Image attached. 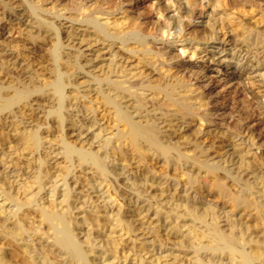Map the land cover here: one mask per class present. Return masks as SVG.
<instances>
[{"label":"bare ground","instance_id":"1","mask_svg":"<svg viewBox=\"0 0 264 264\" xmlns=\"http://www.w3.org/2000/svg\"><path fill=\"white\" fill-rule=\"evenodd\" d=\"M57 1L59 0H8V4L16 5L20 12L19 17H22L19 20L18 29H15V31L17 30L18 33L22 34L20 29L24 26L23 37L29 39L30 42L28 41V43H33L38 39L42 45L47 47L45 59L53 65L60 66V68L57 67L55 78L49 84L51 86V89L49 88L50 93L43 89L37 90L36 87L31 90L30 87L20 86L14 87L12 95L8 96L3 93V87L0 84V113L10 110L16 104L23 103L31 97L33 92L39 91L41 98L48 96L54 101L52 111L56 115V120L62 122L67 118L64 111L69 104L68 97L87 98L88 104L86 100H83L80 104L81 112L85 117L92 114L91 121L89 119L87 122L91 126H97L95 137L99 139L97 141L98 145L96 150H90L82 146L76 147L72 142H64L63 154L67 162V173L70 172L71 165L77 163L80 166L86 165L91 169V172L93 171L99 176L100 181H105L110 171L114 170L117 162L134 161L135 164L132 166L136 165L138 170H140V167L145 166L146 163L154 162V164H158L161 162L163 163V168L160 171L164 174L168 167H171V170L176 172L189 166L192 169L191 172H193L191 177L193 175L198 176L204 170L207 176L211 175L219 178L217 167L209 164L207 160L209 156L208 148L213 146L217 138L211 137L210 147L202 148L203 140L201 141V136L205 135H201L200 131L190 127L191 123L197 118L208 122L211 121L206 108L209 104L208 101L202 98L201 93H196L200 88L199 86L193 87L190 84V78L192 77L193 79L198 73L190 70L189 76H186L187 73L183 75L180 72L184 71V68L186 69L188 66L183 67L182 62L176 59L174 55L156 45V39L162 36L163 28L168 27L167 24L172 18H168L166 24V19L163 22H156L148 20V17H145L147 20H141L139 16L134 17L127 10L120 13L121 5L127 0H69L70 2L68 1V3L58 4L61 6V10L66 12L56 16H65L64 19L66 21L61 23L48 16L52 9L51 7L50 9L46 8L48 2L54 8ZM174 2L178 17L172 20L173 25L171 28L177 29V36L170 43L181 42L185 48L191 49L194 53L196 51L205 52L208 55V59L206 58L207 67L212 65L221 66L222 64L227 66L236 57L237 64L242 59H245L241 67L244 65L249 66L251 70L248 76L251 73H255L252 77L258 78L260 83H264V71H261V68H264V56L261 60V57L257 56V52L251 53L246 49H239L229 55L216 57L217 54L227 51V48L225 39H220L221 37L218 36L217 24L212 18L213 15L194 11L190 7L192 5L190 0H187L186 4L180 0H174ZM247 3L251 5L252 0H240L234 3L233 6L239 8ZM164 6L162 3H157V11L162 14L166 13L167 8ZM216 6L217 4L215 8ZM218 14L220 15V13ZM254 15L256 16V14ZM195 19H200V21L194 23ZM66 24H68L66 30L64 28L61 29V26H66ZM226 25L229 26L231 31L235 32L236 41L239 44L246 46V48L250 46L256 47L258 44H262L264 47V33L261 35L256 30L257 27H253L256 24H249V29H244L233 21L226 20L225 24L223 20L221 29H225ZM28 26L33 28L27 29ZM165 32L163 31L162 33ZM12 41L3 40L0 42V54H3L8 49H6V46L14 50L22 46V48L28 50L29 46H27V43H21L17 40ZM24 42L26 41L24 40ZM211 43L219 46L217 53H211L207 50L208 45ZM65 47L73 48L75 52L67 51L68 53H63L62 49L64 50ZM235 47L231 48V50L235 49ZM243 51H245V54L239 59ZM246 72L248 71H241L238 77L242 78ZM84 73H87L89 77H86ZM74 76L75 78H73ZM251 97L253 101L238 111V117L248 118L250 115L249 111L252 108L254 110L263 108L255 95ZM98 112L102 113L100 119L96 118L97 114H99ZM101 121H104V123L101 124ZM103 129L107 131V134L101 135ZM240 130L238 126L228 132H219L220 140L231 142ZM2 136L0 137L2 138ZM40 137L36 131H29L22 134L20 139L24 140V143L32 149L41 145ZM244 143L245 141L241 140L239 143L234 144L235 148H231L232 151L228 154L232 158L230 161L238 157L239 169H250L252 174L257 170L261 172V167L257 166L254 158L246 161L243 150L239 148ZM244 147L246 148L247 146ZM107 148H109V152ZM39 170L41 173L40 167ZM153 171L155 172V169ZM145 172H147V169ZM40 173L35 176V183L38 184L37 187L41 190V181L43 179L41 180L42 176ZM221 177L240 182L239 178L231 173L224 174ZM258 177L259 174L257 175V180L254 179L253 182H250L253 184L248 181L245 183V189L235 194H231L230 189L226 188V180L222 182L214 180L213 187L216 193L222 199H226L224 204L229 202L232 208L248 213L247 215L253 226L247 225L244 229L241 225L238 227L237 223H233L229 215H226L225 220V225L228 226V229H222L219 226L220 220L214 207L200 209V211L193 203L175 204L177 209L183 207V210H177L176 219L189 222L190 226L193 227L186 236L193 248L194 258L192 264H264V232L261 231L264 225V204L257 201V197L254 195L255 192L262 193L264 191V181H261V190L253 191V188H256L259 183ZM193 182L196 181L194 180ZM135 187H137V184H133L131 189H135ZM38 195L34 192V194L26 197L25 200H22L16 194L10 192L5 194V201L11 202L12 207L8 209L9 216L0 221V240H4L0 241V264H93V260L89 258V252L93 251L92 242L86 241V244L91 246H84V243L77 239V235L74 232L69 211L71 208L69 202L70 192L65 191V193L61 194L62 198L58 203L55 202V199L54 201L47 199L46 203L39 204ZM260 197L262 195L258 198ZM24 206L35 208L36 213L45 224L46 231L40 232L42 235L47 234V239L40 238L38 241L42 250L41 253L40 251L38 252L37 247H33L25 238V234H28V225L26 226L27 229H25L20 219L11 222L9 226L5 223L10 217H15L17 215L16 211L21 210ZM13 207H15V210ZM161 210L160 207L157 215L162 212ZM168 217H170L169 214ZM117 220L120 221L121 219L117 217ZM29 230L32 231L33 235L39 232L37 227L29 228ZM178 230L175 232L176 235L179 232ZM259 232L262 233L259 234ZM196 240H203L205 243L202 244L200 242L201 244L198 243L197 246H193V244L196 245ZM5 244L11 246L12 250L9 252L4 251L1 246ZM107 244H109L108 241ZM17 247H20V249Z\"/></svg>","mask_w":264,"mask_h":264},{"label":"rangeland","instance_id":"2","mask_svg":"<svg viewBox=\"0 0 264 264\" xmlns=\"http://www.w3.org/2000/svg\"><path fill=\"white\" fill-rule=\"evenodd\" d=\"M68 1L69 0H59L54 8H52L50 2H48L46 8L50 9L51 7L52 9L48 16L54 18L57 22L60 21L64 23L66 21V19H64L65 16L56 17L57 15L66 13L61 10V6L58 4H64V2L68 3ZM180 1L185 4L187 2V0ZM190 1H192L190 7L194 11L196 10V12H204L205 14L208 13L213 15L212 18L217 24L218 36L221 37L220 39H225L227 51L221 53L222 55L217 54L216 57L229 55L239 49H246L251 53L257 52V56L259 58L261 57V60L263 59L264 47L262 44H258L256 47L250 46L246 48V46L236 41L237 36L235 32L229 29L228 25H226V28L223 30L221 29V25L223 20L225 24L226 20L233 21L244 29H249V24H256V26L253 27H257L256 30L262 35L264 33V0H252L251 5L247 3L239 8L233 6V4L240 0H234V2L233 0ZM157 3L165 5L164 7L167 8L168 12L166 11L164 14L158 12L156 8ZM216 4L217 6L215 8ZM121 6L122 9L119 10L120 13L127 10L129 14L134 17L139 16L141 20L148 17L150 21L163 22L164 19H166L165 23L167 24V19L172 18L169 20V24H167L168 27L162 30V32H166H161L162 36L156 39V45L174 55L176 59L182 62L183 67L188 66V68H184V71L180 73L183 75L187 73L186 76H189L191 73L190 70L192 72L197 71L198 73L193 79L192 77L190 78V84L193 85V87L199 86L200 88L196 93H201L202 98L208 101L209 104L206 108L208 109L209 120L211 121L208 122L197 118L191 123L190 127L200 131L201 135L206 136H201L202 139L200 138L201 141L203 140V144L201 145L202 148L206 149L210 147L211 137L217 138L213 146L208 148L209 156L207 160L209 164H213L217 167L219 178L212 177L211 175L207 176L204 170H202L198 176L193 175V177H191L193 172H191L192 169L189 166L186 169H179V171L176 172L171 170V167H168L164 174L160 171V169L162 170L163 168V163L161 162L158 163L159 165L154 164V162L146 163L145 166L140 167V170H138L136 165L132 166L135 164L134 161L117 162L116 166H114V170L110 171L106 177L107 181H100L101 179L98 178L99 176L93 173V171L91 172V169L86 165L80 166L77 163L71 165L70 172L67 173V162L63 154L64 142H72L76 147L82 146L90 150H96L98 145L97 141L99 139L95 137L97 126H91V124L87 122L89 119L91 121L92 114L85 117L81 112V102L86 100L87 103L88 100L87 98L77 99L72 96L68 97L69 104L64 111L67 118L62 122H58L55 113L52 111L54 101L48 96L41 98L40 92L37 91L33 92V95L31 94V97L26 100L27 102L24 101L23 103L16 104L10 110L0 113V136L4 135L2 138L0 137V194H2L0 195V221L9 216L8 209L12 207V203L4 199L6 193L10 192L16 194L20 199L25 200L26 197H29L35 192V194H39L37 197V199H39V204H43L46 203L47 199L51 201L55 199V202L58 203L62 198L61 194L65 193V191H69V202L71 204L69 211L71 213L70 218L74 232L77 235V239L84 243V246H91L90 244H86V241L92 242L93 246L91 247L94 252H89V258L93 260V264H192L194 258V254L192 253L193 248L189 244L188 239H186V236L193 227L190 226L189 222L176 219L177 210L181 211L183 207L177 209L175 204L193 203L199 210L214 207L216 215L220 220L219 226L222 229H228V226L225 225L226 215H229L232 222L237 223L238 227L241 225L244 229L247 225L253 226L252 221L249 220L247 215L248 213H244L243 211L240 212L232 208L229 202L224 204L226 199L219 197L213 185L214 180L218 182L226 180V188L230 189L229 191L231 194H235L245 189V183L248 181L250 183L253 182L254 179L257 180V175L259 174V183L256 188H253V191L261 190V181H264V83L262 84L258 81V78L252 77L255 73H251L250 76H248L251 70L249 66L244 65L241 67L245 59H242L241 62L237 64L236 57V59L231 60L227 66L222 64L221 66L212 65L207 67L208 63L206 61L208 55H206L205 52L196 51L194 53L191 49L185 48L181 42L170 43V41L177 36V29L171 28L173 25L172 20L178 17L174 0H127ZM18 10L16 5L8 4V0H0V42L3 40L7 42L17 40L21 43H27V46H29L28 50L22 48V46L18 49L15 48V50L6 46V49H8L3 54H0V84L3 87L2 91L4 94L11 96L14 87L27 86L30 87L31 90L33 87H36L37 90L43 89L50 93L51 86H49V84L55 78V70L58 66L53 65L45 59L47 47L42 45L38 39L33 43H28L29 39L23 37V32L25 31L23 29L24 26L20 29L22 30V34L18 33L17 30L15 31V29H18L19 20L22 18L21 16L19 17L20 12ZM218 13H220V15ZM254 14H256V16ZM145 20H147V18ZM258 20L260 21L258 22ZM199 21L200 19H195L194 23H198ZM31 26H28L27 29L33 28ZM67 27L68 24L63 27L61 26V29L64 28L66 30ZM24 40L26 42H24ZM233 47H235V49L231 50ZM218 49L219 46L217 44L215 46L213 43L209 44L207 47V50L211 53H217ZM62 51L63 53L75 52L73 48L69 47H65ZM244 54L245 51L241 53L239 59H241ZM58 68H60V66ZM261 69V71H264V68ZM243 70L248 72H246L242 78H239L238 75ZM84 75L89 77L87 73H84ZM73 78H75V76ZM80 89L82 90V88ZM243 89H245V91H243ZM252 95L257 97L263 108L260 110H254V108H252L254 111L252 109L249 111L250 115L248 118L238 117V111L246 104L253 101ZM101 114L102 113L97 114L96 118L100 119L102 117ZM84 117L85 119H83ZM100 123L103 124L104 121ZM238 126L241 130L238 134L236 133L237 135L233 141L220 140L219 132H228ZM29 131H36L41 136V145L39 147L31 149L24 143V140L20 139L22 134ZM102 134H107V131L103 129L101 135ZM237 139L245 141L244 145L239 146V148L243 150L246 161L254 158L257 166L261 167V172L257 170L252 174L250 173V169H239V162L237 163L238 157L230 161L232 158L229 157L228 154L232 151L234 144L240 142ZM244 146L247 147L245 148ZM108 149L109 148H107V150ZM247 150L248 153L246 154ZM244 163L246 164V162ZM178 165L180 166V164ZM39 167L41 173L39 172ZM146 169L147 172H145ZM154 169L155 172L153 171ZM227 171L237 176L240 182L222 178L221 176L228 174L226 173ZM38 173L42 176L41 180L43 179L41 181V190L37 187L38 184L35 183V176ZM47 174L48 176H46ZM194 180L196 182H193ZM133 184H137L135 189H131ZM254 195L257 197V201L263 202L264 204V191L262 193L255 192ZM261 195L262 197L258 198ZM160 207L162 212L157 215ZM13 209L15 210V207H13ZM16 213L17 215L15 217H10L6 220V225L9 226L11 222L20 219L24 228L27 229L28 227V234H25L27 242L32 244L33 247H37L38 252L40 251L41 253L42 250L40 249L38 241L40 238L47 239V234L42 235L40 232H45L46 227L36 213L35 208L24 206L21 210H17ZM168 214L170 217H168ZM117 217L121 220H117ZM36 227L39 229L40 233L38 232V235H33L29 228L33 229ZM176 230L179 231L177 235L175 234ZM253 230L255 229L253 228ZM261 231L264 232V225ZM255 232L257 231L255 230ZM262 232H259V234ZM105 240H107L109 244H107ZM200 242L202 244L205 243L203 240H196V245L193 244V246H197L198 243L201 244ZM19 243L18 245H20ZM10 247L11 246H7L6 244L1 246L6 252L12 250V247ZM17 248L20 249V247ZM200 253H202V251H200Z\"/></svg>","mask_w":264,"mask_h":264}]
</instances>
